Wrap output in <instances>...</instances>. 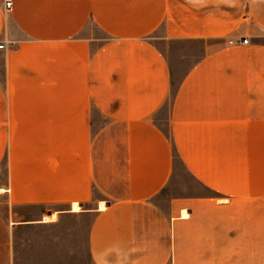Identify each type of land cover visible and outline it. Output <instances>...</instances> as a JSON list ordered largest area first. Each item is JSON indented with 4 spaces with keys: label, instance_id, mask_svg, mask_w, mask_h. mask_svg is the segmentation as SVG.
<instances>
[{
    "label": "crops",
    "instance_id": "crops-1",
    "mask_svg": "<svg viewBox=\"0 0 264 264\" xmlns=\"http://www.w3.org/2000/svg\"><path fill=\"white\" fill-rule=\"evenodd\" d=\"M12 2L0 0V264L18 227L55 222L17 207L52 215L96 193L108 204L90 227L94 264H222L191 245L208 242L193 230L224 198L234 241L262 245L264 261V0ZM191 40L202 55L176 82L163 43ZM178 164L205 194L159 199Z\"/></svg>",
    "mask_w": 264,
    "mask_h": 264
},
{
    "label": "rangeland",
    "instance_id": "rangeland-1",
    "mask_svg": "<svg viewBox=\"0 0 264 264\" xmlns=\"http://www.w3.org/2000/svg\"><path fill=\"white\" fill-rule=\"evenodd\" d=\"M92 29V24H89ZM97 36L101 35L97 28L93 27ZM170 48L169 57L173 61V75L177 82L187 71L188 66L202 55V41H169L163 43V47ZM2 57L0 55V77H2ZM179 168L175 179L160 194L159 199H168L184 194L198 195L206 191L200 185L189 178L187 173ZM5 165L0 167V201L3 197V185L5 183ZM224 207L221 211H210L207 218L208 231L205 227L193 230L192 236H208L205 244L191 245L192 251L206 252L217 259H222V264H264L262 245H238L233 239V217L231 202L224 198ZM108 204V200L96 193L86 203L77 205H61L57 209L60 213H42L37 208H16V216L33 219H42L43 223L29 226H20L16 229V253L15 260L10 264H94L88 247L89 233L92 221L96 214ZM187 210V209H186ZM189 212V210H187ZM218 226V243H211L210 232ZM215 233V228H214ZM215 239V238H214ZM218 255V257L216 256ZM240 255V260L237 259ZM222 256V257H220ZM250 256L251 260H244ZM253 256V257H252ZM255 259V260H254ZM209 263H215L209 261ZM217 263L221 264V261Z\"/></svg>",
    "mask_w": 264,
    "mask_h": 264
},
{
    "label": "built area",
    "instance_id": "built-area-1",
    "mask_svg": "<svg viewBox=\"0 0 264 264\" xmlns=\"http://www.w3.org/2000/svg\"><path fill=\"white\" fill-rule=\"evenodd\" d=\"M5 5L8 9H11L13 5L12 0H5ZM230 42L232 43L233 41H230ZM247 42L248 40L246 38H243L242 43H247ZM3 47H4V44H0V48H3Z\"/></svg>",
    "mask_w": 264,
    "mask_h": 264
}]
</instances>
